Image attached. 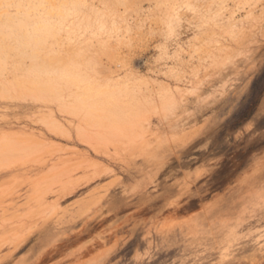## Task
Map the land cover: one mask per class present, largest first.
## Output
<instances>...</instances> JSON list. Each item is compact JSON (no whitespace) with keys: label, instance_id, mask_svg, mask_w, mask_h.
<instances>
[{"label":"rangeland","instance_id":"1","mask_svg":"<svg viewBox=\"0 0 264 264\" xmlns=\"http://www.w3.org/2000/svg\"><path fill=\"white\" fill-rule=\"evenodd\" d=\"M4 169L0 264H264V0H0Z\"/></svg>","mask_w":264,"mask_h":264},{"label":"bare ground","instance_id":"2","mask_svg":"<svg viewBox=\"0 0 264 264\" xmlns=\"http://www.w3.org/2000/svg\"><path fill=\"white\" fill-rule=\"evenodd\" d=\"M225 7V6H224ZM222 9V8H221ZM226 10V9H225ZM129 76V75H128ZM130 77V76H129ZM137 78V77H136ZM128 79V78H127ZM132 79H133V77H132ZM146 79V78H145ZM130 81V80H129ZM29 91V90H28ZM27 91V92H28ZM30 92V91H29ZM4 93V92H3ZM169 93V92H168ZM5 94V93H4ZM3 94V95H4ZM28 95V94H27ZM14 96V95H13ZM35 96V95H34ZM34 96L32 95V98H34ZM41 96H42V94H41ZM44 96H45V94H44ZM19 97H21V96H19ZM25 97V96H24ZM3 98V97H2ZM5 98V97H4ZM26 98L28 99V96H26ZM31 98V99H32ZM40 98V97H39ZM44 98V97H43ZM9 99V98H8ZM12 100V99H11ZM38 100V99H37ZM16 101H17V98H16ZM23 102V101H22ZM62 103V102H61ZM51 104V103H50ZM66 106V105H65ZM67 107V106H66ZM62 108V107H61ZM61 108H59V109H61ZM57 110H58V108H57ZM62 110V109H61ZM61 110H60V112H61ZM63 110H66L65 108L63 109ZM68 110V109H67ZM70 112V111H69ZM51 114V113H50ZM69 115V114H68ZM49 117V116H48ZM54 117V116H53ZM43 118H45V117H43ZM53 119V118H52ZM43 120V119H42ZM45 120V119H44ZM56 122V121H55ZM49 124V123H48ZM48 124H47V126H48ZM51 124H52V122H51ZM51 124H49L50 126H53V125H51ZM57 124V123H56ZM60 123H58L57 125H59ZM45 126H46V124H45ZM171 126V125H170ZM58 127V126H57ZM56 127V128H57ZM61 127V126H60ZM53 128V127H52ZM64 128V127H63ZM51 129V128H50ZM53 129H55V128H53ZM59 129V128H58ZM59 130H57V132H58ZM49 133V132H48ZM51 133V132H50ZM62 134V133H61ZM61 134H60V136H61ZM83 134H86V133H83ZM53 135V134H52ZM58 135V134H57ZM82 135V134H81ZM56 136V135H55ZM83 136V135H82ZM87 136V135H86ZM81 137V136H80ZM61 138H63V139H67V140H72V139H75L76 140V142H78L80 145H82V146H84V147H86L87 149H88V151H86L87 153H88V155H92V156H95V157H103V156H105L106 155V153L105 152H103V150H100V149H98V147H96V146H94L95 144L93 143H91V141L89 142V141H87L86 140V138H84V139H82V138H72V137H70V136H61ZM88 138V137H87ZM91 138V137H90ZM89 138V139H90ZM92 139V138H91ZM90 139V140H91ZM92 140H94V139H92ZM93 142H95V140L93 141ZM97 143V142H96ZM75 154H78L79 153V151L80 150H78V149H76V150H72ZM47 164V160H45V159H42V158H39V159H33V160H29V161H27L25 164H24V166L23 165H20V168L21 167H25V170L26 171H31V170H34V169H37V168H43L45 165ZM5 167V166H4ZM3 167V168H4ZM11 168H13L12 166H10ZM15 168H18L17 166H14ZM2 167H1V169H3ZM9 168V167H8ZM11 170H8V169H4L3 171H1L0 172V177H2V176H4V175H7V174H9V173H11L10 172ZM14 171V170H13ZM98 177V175L96 174V172H94L92 175H90L89 177H87L84 181L86 182V183H90L91 181H93L94 179H96ZM82 184V183H81ZM81 184H75V185H71L70 187H66V188H64V189H61L60 191H57V190H54L53 188H51V187H47L46 189H44V191H43V193L41 194V197H40V201L42 202V203H45V202H47L48 200H50V198L53 196V195H57V194H59V196L54 200L55 202H59V201H61V200H63V199H65L66 197H68V196H70L71 194H73V193H75L78 189H79V185H81ZM16 198H20L21 197V194L19 193V194H17L16 196H15ZM42 203H40V204H42ZM84 245V244H83ZM81 249V248H80ZM80 249L78 250V251H80ZM78 255V254H77ZM41 257H43V256H41ZM36 259V258H35ZM40 259V258H39ZM41 260V259H40Z\"/></svg>","mask_w":264,"mask_h":264}]
</instances>
